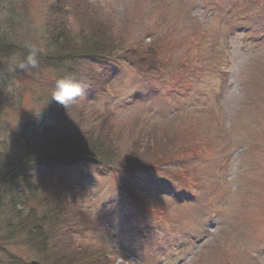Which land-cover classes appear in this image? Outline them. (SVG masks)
Segmentation results:
<instances>
[{
  "label": "rangeland",
  "instance_id": "1",
  "mask_svg": "<svg viewBox=\"0 0 264 264\" xmlns=\"http://www.w3.org/2000/svg\"><path fill=\"white\" fill-rule=\"evenodd\" d=\"M86 8L116 18L106 24V32L122 37L126 46L162 51L155 74L163 77L153 81L159 90L122 60L95 64L90 66L94 75H104L107 67L112 71L117 99L99 85L64 110L51 100L58 68L43 64L28 72L13 70V60L23 58L26 45L49 50L47 25L51 16L63 18L59 11L68 12L64 19L74 39L79 40V31L89 33ZM250 22L264 26V0H0V181L12 172L14 153L37 161L32 144L46 148L47 137L62 135L71 129L68 124L95 135L107 133L105 125L111 130V123L92 118L107 110L115 112L113 140L120 139L121 156H139L148 133L146 138L157 141L151 143L152 155L174 158L159 172L133 171L141 189L163 196L162 205L156 203L159 209L136 194L125 170L91 162L39 165L30 215L62 203L73 207L67 219L85 229L68 240L66 252L75 263L264 264V27ZM201 46L212 69L193 91L180 94L174 83L193 69L184 57L190 52L193 58L194 48ZM219 57L226 73L214 69H222ZM214 107L221 109V118L210 110ZM149 126L155 131L149 132ZM192 167L200 182L194 189L183 173ZM181 192L197 200H176ZM5 211L0 214L5 221L0 223V264H43L26 235L10 237L5 219L11 211ZM163 211L172 221L166 225L160 219ZM211 215L219 217L214 225Z\"/></svg>",
  "mask_w": 264,
  "mask_h": 264
},
{
  "label": "trees",
  "instance_id": "2",
  "mask_svg": "<svg viewBox=\"0 0 264 264\" xmlns=\"http://www.w3.org/2000/svg\"><path fill=\"white\" fill-rule=\"evenodd\" d=\"M86 1L88 2V0ZM88 6L86 7L88 8ZM87 8L86 11H83L91 16L87 26V29L91 28V31L89 30V33L79 31L76 36L79 37V40L71 36L69 23L64 19L68 12L59 11L62 12L60 16L63 17L60 19L51 16L52 20L47 25L49 50L41 51L38 57V65L46 64L47 66L56 67L60 72V76L71 74L82 80L84 91L81 96L101 85L108 96L115 97V94H113L114 82L105 74L101 75L96 72L94 75L91 71V65L108 64L122 60L138 69L145 77H155L156 67L159 60L162 59V51L159 52L155 48H152L147 50L146 53L144 52L145 50L134 49L137 47L141 49L139 44L126 46L127 44L122 37L113 38L106 32L110 31V27L106 28V26L112 25L113 21L117 22L116 18L111 16L112 20L108 17H99L98 12L91 13ZM55 13H58L57 9ZM75 15H77L76 12ZM98 20L102 23L97 24ZM80 21L83 22L81 18ZM26 52L27 49L24 50V54ZM167 60L171 62V59L168 57L165 58V61ZM69 105H66L64 110H67ZM104 113L98 112L96 115H92V118H95V121L98 122H110L111 128L114 129L113 114L109 112ZM78 116L83 122L85 119L83 112L80 111ZM68 126L71 129H67L62 135L53 138L47 137L48 146L46 148L38 145L36 142L32 144L34 149L32 157L35 155V158L38 159L37 161L30 158L31 156L24 155L25 157H22L20 155L19 157H15L14 153V158L11 161L13 164L10 166L12 172H6L0 181V214L4 210L8 214L11 211L10 221L5 219L7 229L11 233L10 237L13 238L21 234L26 235L29 239L27 244L42 255L43 264H78L77 262L75 263L76 258H70L71 256H69L70 254L66 250H69L71 245L68 240L72 241L77 233L83 232L85 229L81 225L77 226L73 224V220L70 224V220L67 219L68 214H72L70 210L73 207L70 204L65 205L62 203L57 205L58 208L44 210L38 215L33 212L34 214L30 215L28 209L30 199L33 196L36 197L35 194L38 193L37 185L34 182L37 179L36 173L39 171V165L41 167H50L53 164H61L62 166L75 167L91 162L95 166L100 164L110 167L113 171L125 170L131 174L135 168L140 169L142 167L145 170L148 169L150 172H159L158 168L168 163L170 165L174 164L172 156L156 157L155 154H151V149L155 150V146H151V143L156 145L157 141L154 137L149 136V138H146L148 137V133H144L147 136L143 138L146 141L144 145L145 150L140 154L137 153L139 156L126 157L121 156L119 152L121 149L120 139L117 141L113 140L117 139L116 133L112 129L111 131L107 125H105L108 128L107 133L101 131L96 134L97 136L90 129L81 128V125L78 127L68 124ZM115 128L119 129L117 126ZM147 130H150L149 132L155 131L152 126H149ZM105 135L110 139L109 141L105 139ZM44 136L47 135L45 134ZM140 147L138 145L141 151ZM23 189H25V193L22 192ZM64 205L67 209L63 208ZM23 211H28V214L23 216ZM0 223L3 226L5 221L1 222L0 220ZM62 249L63 251H61ZM101 253H104L105 257V252L95 251L97 255Z\"/></svg>",
  "mask_w": 264,
  "mask_h": 264
},
{
  "label": "clouds",
  "instance_id": "3",
  "mask_svg": "<svg viewBox=\"0 0 264 264\" xmlns=\"http://www.w3.org/2000/svg\"><path fill=\"white\" fill-rule=\"evenodd\" d=\"M27 52L19 61L13 60V70L28 72L38 67L41 49L35 45H26ZM84 83L79 78L68 74L55 79L51 89V100L66 106L83 94Z\"/></svg>",
  "mask_w": 264,
  "mask_h": 264
}]
</instances>
